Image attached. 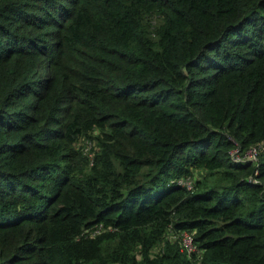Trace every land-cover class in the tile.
<instances>
[{
  "label": "trees",
  "instance_id": "1",
  "mask_svg": "<svg viewBox=\"0 0 264 264\" xmlns=\"http://www.w3.org/2000/svg\"><path fill=\"white\" fill-rule=\"evenodd\" d=\"M0 264H264V0H0Z\"/></svg>",
  "mask_w": 264,
  "mask_h": 264
},
{
  "label": "built area",
  "instance_id": "2",
  "mask_svg": "<svg viewBox=\"0 0 264 264\" xmlns=\"http://www.w3.org/2000/svg\"><path fill=\"white\" fill-rule=\"evenodd\" d=\"M260 146L252 147L243 153H240L239 150H233L230 153L231 160L236 163L242 162H256L257 161V153ZM185 186L187 189L191 190L192 185L191 181L189 180ZM180 245L183 251L188 255L191 256L193 253H197L196 248L193 242V236L189 232H182L180 234Z\"/></svg>",
  "mask_w": 264,
  "mask_h": 264
},
{
  "label": "rangeland",
  "instance_id": "3",
  "mask_svg": "<svg viewBox=\"0 0 264 264\" xmlns=\"http://www.w3.org/2000/svg\"><path fill=\"white\" fill-rule=\"evenodd\" d=\"M92 135H94V134H92ZM93 146H94V143H92V142L89 141V140L87 141V139H82V140L79 141V142L77 143V145H76L77 148L82 147V148L84 149V151H85L86 154H91V153H92L91 149H92ZM197 174H199V176H200L199 171L197 172ZM188 182H189L188 179H183V180L179 181V183H180L181 185H186V183H188ZM190 234H191V233H190ZM191 235H192V234H191Z\"/></svg>",
  "mask_w": 264,
  "mask_h": 264
}]
</instances>
